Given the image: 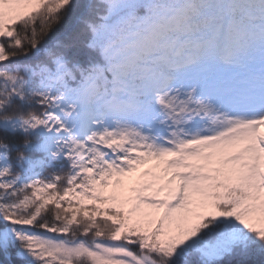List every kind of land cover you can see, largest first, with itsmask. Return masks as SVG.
<instances>
[{
    "label": "snow or ice",
    "instance_id": "6c2138e0",
    "mask_svg": "<svg viewBox=\"0 0 264 264\" xmlns=\"http://www.w3.org/2000/svg\"><path fill=\"white\" fill-rule=\"evenodd\" d=\"M0 264H264V0H0Z\"/></svg>",
    "mask_w": 264,
    "mask_h": 264
}]
</instances>
